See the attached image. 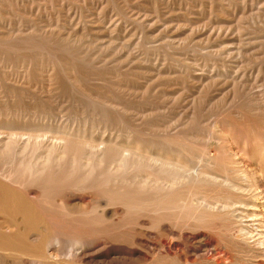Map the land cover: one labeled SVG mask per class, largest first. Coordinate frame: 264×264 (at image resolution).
<instances>
[{
  "label": "bare ground",
  "instance_id": "6f19581e",
  "mask_svg": "<svg viewBox=\"0 0 264 264\" xmlns=\"http://www.w3.org/2000/svg\"><path fill=\"white\" fill-rule=\"evenodd\" d=\"M33 31L0 33L2 51L42 50L52 59L48 81L61 84L55 65H66L64 87L77 92L80 102L83 97L91 101L76 68L82 63L63 60L64 53L76 57L68 34ZM6 92L0 90L1 264H17L18 257L36 264H134L149 262V253L170 257L166 264H264V128L250 135L233 119L214 123L219 144L213 147L211 132L169 135L145 119L132 125L122 108L113 106L105 112L103 127L117 122L114 127L123 128L127 137L97 140L86 137L85 124L56 123L61 113L51 96ZM259 114L264 119V110ZM239 134L254 140L252 148L241 146ZM93 216L95 225L89 224ZM122 226L136 233L129 241L106 234ZM222 231L224 241L212 235ZM72 241L82 252L75 259L66 255Z\"/></svg>",
  "mask_w": 264,
  "mask_h": 264
},
{
  "label": "rangeland",
  "instance_id": "374dc122",
  "mask_svg": "<svg viewBox=\"0 0 264 264\" xmlns=\"http://www.w3.org/2000/svg\"><path fill=\"white\" fill-rule=\"evenodd\" d=\"M0 23L3 35L19 32L26 35L33 30H38L33 31L36 33L51 31L62 38L68 34V44L74 47L76 57L72 59L64 53L63 60L82 63L76 68L93 94L89 95L91 101L83 97L80 102L77 92L64 87L67 78L63 67L66 65L59 68L55 65L57 71H53L61 84L49 82L50 73L46 70L52 59L38 49L3 52L0 47V90L5 89L12 95L19 91L28 97L43 95L47 99L51 96L53 101L48 100L62 114L55 122L85 124L86 137L97 140L127 137L123 128L114 127L117 122H112V128L103 127L105 112L113 106L121 107L125 121L132 125L145 119L169 135L180 131L211 132L215 137L211 141L213 147L219 144L216 126L226 124L229 119L242 126L246 134L260 133L264 128V119L259 114L264 110V0H0ZM108 36L114 39L106 38ZM81 112H84L82 116ZM238 137L244 148L255 144L251 137L245 139L242 134ZM68 180L75 179L70 176ZM97 220L93 216L89 224L95 225ZM106 232L122 242L136 234L128 226H122L114 235L110 230ZM218 234L212 235L224 241V231ZM228 241L225 242L230 245ZM71 243L73 246H68L66 255L75 259L82 252L79 243ZM97 248L99 245L92 249ZM149 255L153 256L149 262L136 260L133 263H171L170 257ZM3 261L0 258V264ZM16 261L17 264H36L21 257Z\"/></svg>",
  "mask_w": 264,
  "mask_h": 264
}]
</instances>
